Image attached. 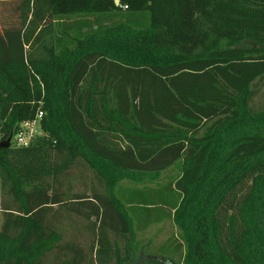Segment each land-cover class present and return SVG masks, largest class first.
Segmentation results:
<instances>
[{"label": "trees", "instance_id": "obj_1", "mask_svg": "<svg viewBox=\"0 0 264 264\" xmlns=\"http://www.w3.org/2000/svg\"><path fill=\"white\" fill-rule=\"evenodd\" d=\"M15 1L0 8V264H133L137 231L165 219L185 264H264V0ZM40 111L42 134L14 145ZM179 162L163 188L118 186Z\"/></svg>", "mask_w": 264, "mask_h": 264}, {"label": "rangeland", "instance_id": "obj_2", "mask_svg": "<svg viewBox=\"0 0 264 264\" xmlns=\"http://www.w3.org/2000/svg\"><path fill=\"white\" fill-rule=\"evenodd\" d=\"M15 0H0V8L1 5L7 4L8 7H13ZM16 4V3H15ZM3 23L0 18V28L2 27ZM244 48H256L257 44L253 42H245L243 44ZM252 90L254 92L253 99L250 102V106L255 113L264 112V77L258 79L253 87ZM35 133L34 136H39L42 134L41 128V118L37 120L35 126ZM15 145V143L13 142ZM182 174V163L179 162L176 165L162 171L157 177L153 179H147L141 182L132 181L130 179H121L118 183V186H122L124 188H144V189H160L164 186H167L171 182L173 183L180 175ZM76 178L71 177L68 179L67 188L70 191H77L81 190V185L78 183ZM81 183V181H80ZM179 197V196H177ZM159 209L157 206L154 210ZM4 220V214L0 207V230L2 229ZM79 229V228H77ZM81 232L79 233L81 240L83 242L84 238H88L87 244H90L92 241L95 242L97 237L92 236V232H88L85 226L79 229ZM90 239V240H89ZM136 241L138 242V250L136 251L135 258L133 264H140L139 255L142 257H147L146 259H151L160 264L163 262L160 258H167L169 255L164 254L161 251L164 250L166 246H170L171 249L175 248L177 244H182L181 253L175 252L172 254L175 262L178 264H185L184 263V254L187 249V244L185 240L181 238V231L179 226L175 223L173 219H165L162 222H158L147 229L142 231H137ZM159 259H156V258ZM167 264H170L167 262Z\"/></svg>", "mask_w": 264, "mask_h": 264}, {"label": "built area", "instance_id": "obj_3", "mask_svg": "<svg viewBox=\"0 0 264 264\" xmlns=\"http://www.w3.org/2000/svg\"><path fill=\"white\" fill-rule=\"evenodd\" d=\"M43 114V111H40L36 120L20 124L19 130L13 137V142L16 146H28L30 144L34 137L36 122L38 119L42 118Z\"/></svg>", "mask_w": 264, "mask_h": 264}, {"label": "water", "instance_id": "obj_4", "mask_svg": "<svg viewBox=\"0 0 264 264\" xmlns=\"http://www.w3.org/2000/svg\"><path fill=\"white\" fill-rule=\"evenodd\" d=\"M120 0H116V4H119ZM11 145V138L6 142H0V147H7Z\"/></svg>", "mask_w": 264, "mask_h": 264}, {"label": "crops", "instance_id": "obj_5", "mask_svg": "<svg viewBox=\"0 0 264 264\" xmlns=\"http://www.w3.org/2000/svg\"><path fill=\"white\" fill-rule=\"evenodd\" d=\"M156 224V223H155ZM154 225V224H153ZM156 259H159L158 257Z\"/></svg>", "mask_w": 264, "mask_h": 264}]
</instances>
